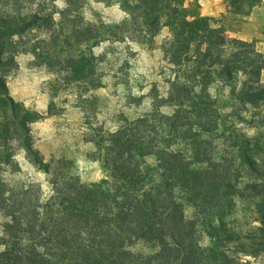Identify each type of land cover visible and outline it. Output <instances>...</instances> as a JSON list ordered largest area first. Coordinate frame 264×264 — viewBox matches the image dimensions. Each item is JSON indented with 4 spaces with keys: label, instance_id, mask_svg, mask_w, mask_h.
I'll use <instances>...</instances> for the list:
<instances>
[{
    "label": "trees",
    "instance_id": "obj_1",
    "mask_svg": "<svg viewBox=\"0 0 264 264\" xmlns=\"http://www.w3.org/2000/svg\"><path fill=\"white\" fill-rule=\"evenodd\" d=\"M19 1L0 0V63L3 35L21 37L24 28L55 21L56 12L41 4L23 13ZM65 1L59 30L80 35L79 42L99 37L77 18L64 23L83 0ZM9 2L14 12L4 9ZM113 2L127 14L113 26L116 41L145 46L168 30L162 45L168 90L153 96L149 111L95 134L100 181L55 177L47 192L40 183L12 184L7 177L21 170L19 151L45 173L51 165L32 145L30 124L42 116L17 102L0 76V213L7 219L0 264H249L245 257L264 254V53L233 24L263 0H223L220 16L202 15L199 0ZM216 85L229 89L226 116L211 93ZM248 113L251 122L240 128ZM220 131L226 153L215 158L204 138ZM150 157L155 174L147 168ZM240 203L258 223L249 233L234 219ZM137 244L151 252H135Z\"/></svg>",
    "mask_w": 264,
    "mask_h": 264
},
{
    "label": "rangeland",
    "instance_id": "obj_2",
    "mask_svg": "<svg viewBox=\"0 0 264 264\" xmlns=\"http://www.w3.org/2000/svg\"><path fill=\"white\" fill-rule=\"evenodd\" d=\"M15 4L9 2L4 9L14 12ZM38 4L47 12H56L55 21L24 28L21 37H12L9 33L3 35L2 43L7 53L0 63V76L17 102L42 116L30 124L32 145L41 160L51 165V174L45 173L29 161L25 151H19L17 160L21 170L7 177L12 184L40 183L48 192L55 177L59 180L75 177L87 184L100 181L104 173L93 157L95 145L91 141L98 130L117 129L126 119L133 120L149 111L155 94H166L169 71L162 45L168 30L164 29L145 46L116 41L112 36L113 26L127 18L121 6L113 0H83L64 23L70 26L77 18L82 28L93 25L92 36L97 33L99 37L79 42L80 35L68 36L69 29L64 32L57 27L61 22L58 11L68 6L65 0H20L17 7L27 13L35 10ZM263 15L264 11L256 8L252 15L237 18L233 24L239 29L238 36L247 41L254 40L262 53ZM45 28L55 31L54 35ZM255 32L259 38L254 37ZM262 78L264 80V73ZM211 93L217 105L222 107V115L230 114L229 89L216 85L211 88ZM244 116L247 122L239 123L240 128L251 122L250 113ZM228 119L229 122L232 120ZM245 132L250 136L256 134L254 128ZM220 134L221 131L204 138V147L215 158L226 153ZM147 168L155 174L154 157L147 159ZM194 212L190 206L185 208L187 218H192ZM234 219L237 224H243L245 233H249L252 226H258L241 203ZM6 221L0 213V236ZM246 221L249 225H244ZM202 243L207 244L208 239L204 238ZM133 249L144 254L151 252L142 244ZM245 258L249 264H264V254Z\"/></svg>",
    "mask_w": 264,
    "mask_h": 264
},
{
    "label": "crops",
    "instance_id": "obj_3",
    "mask_svg": "<svg viewBox=\"0 0 264 264\" xmlns=\"http://www.w3.org/2000/svg\"><path fill=\"white\" fill-rule=\"evenodd\" d=\"M199 2L201 4V14L204 16H220L222 13L225 12V6L223 0H199ZM258 8L264 11V0H263V4ZM254 12L255 10L253 11V13ZM254 37L259 38L256 32L254 33ZM248 40H252V39H248Z\"/></svg>",
    "mask_w": 264,
    "mask_h": 264
}]
</instances>
